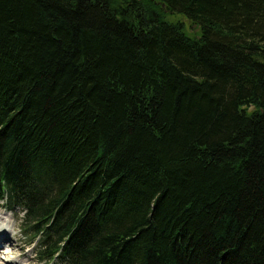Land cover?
Instances as JSON below:
<instances>
[{"label": "trees", "instance_id": "obj_1", "mask_svg": "<svg viewBox=\"0 0 264 264\" xmlns=\"http://www.w3.org/2000/svg\"><path fill=\"white\" fill-rule=\"evenodd\" d=\"M0 201L38 262L264 264V0H0Z\"/></svg>", "mask_w": 264, "mask_h": 264}, {"label": "rangeland", "instance_id": "obj_2", "mask_svg": "<svg viewBox=\"0 0 264 264\" xmlns=\"http://www.w3.org/2000/svg\"><path fill=\"white\" fill-rule=\"evenodd\" d=\"M165 17H167V19L169 20H181L184 23L185 28L189 34H196L198 32V28L195 27L194 25L192 26L190 22L182 15L166 14ZM0 211H2L3 213H11L9 217L7 215H4L2 212H0V217L4 218L7 224L6 227H4L0 223V231L4 233L3 237L4 238L6 237L7 239L3 241V245H0V248L7 250L9 247V243L12 242L13 244L11 246V250L13 251L12 256L16 255L20 264H47V262L37 261L36 244L30 243V238H31L30 234L25 235L23 233V228L25 227V225L22 224L20 221L21 213L19 209L16 208L14 210H7V205L4 202L0 201ZM9 218L11 219L9 220ZM50 264H60V262L54 261Z\"/></svg>", "mask_w": 264, "mask_h": 264}, {"label": "bare ground", "instance_id": "obj_3", "mask_svg": "<svg viewBox=\"0 0 264 264\" xmlns=\"http://www.w3.org/2000/svg\"><path fill=\"white\" fill-rule=\"evenodd\" d=\"M0 212H2V211H0ZM3 213V212H2ZM4 215H7V216H9L10 217V214L11 213H3ZM11 218H9V220H10ZM0 223L2 224V226H4V227H6V222H5V220H4V218H2V217H0ZM11 222V221H10ZM0 233H3L2 231H0ZM7 234V233H6ZM4 240H7L6 239V237L4 238L3 237V241ZM13 244H12V242L11 243H9V247H8V249L7 250H5V251H7V253H8V255L9 256H11V257H8L9 259L7 260V261H4V262H0V263H5V264H20V262H19V260H18V258L16 257V255H13L12 256V250H11V246H12Z\"/></svg>", "mask_w": 264, "mask_h": 264}, {"label": "snow or ice", "instance_id": "obj_4", "mask_svg": "<svg viewBox=\"0 0 264 264\" xmlns=\"http://www.w3.org/2000/svg\"><path fill=\"white\" fill-rule=\"evenodd\" d=\"M3 235L4 233H0V245H3Z\"/></svg>", "mask_w": 264, "mask_h": 264}]
</instances>
